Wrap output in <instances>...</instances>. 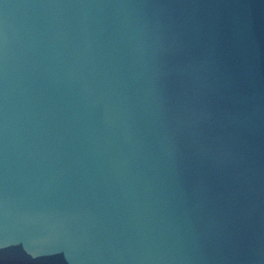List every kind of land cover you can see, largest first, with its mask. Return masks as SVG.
<instances>
[{
  "label": "water",
  "instance_id": "water-1",
  "mask_svg": "<svg viewBox=\"0 0 264 264\" xmlns=\"http://www.w3.org/2000/svg\"><path fill=\"white\" fill-rule=\"evenodd\" d=\"M0 264H264V0H0Z\"/></svg>",
  "mask_w": 264,
  "mask_h": 264
}]
</instances>
